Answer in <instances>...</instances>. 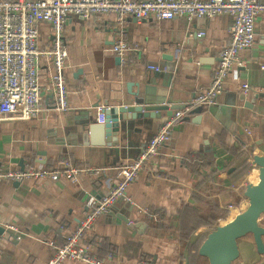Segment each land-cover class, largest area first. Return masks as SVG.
Segmentation results:
<instances>
[{
  "label": "crops",
  "instance_id": "crops-1",
  "mask_svg": "<svg viewBox=\"0 0 264 264\" xmlns=\"http://www.w3.org/2000/svg\"><path fill=\"white\" fill-rule=\"evenodd\" d=\"M231 21L227 14L191 20L127 17L118 26L113 15L89 20L75 14L67 17L62 28L68 55L67 108H54L51 62L42 55V107L37 116L0 117V170L35 164L53 167L64 159L76 167L105 170L82 174L75 181L1 180L0 264H46L54 247L76 229L89 208L88 200H98L116 183L113 167L122 158L135 157L159 127L156 121L142 119L118 147L94 145L82 127L88 112L95 119L96 107L104 100L109 106L129 104L137 90L152 101L163 94L165 104L186 105L210 84L219 53L229 42ZM38 28V47L44 51L51 45V27L41 22ZM199 30L204 31L202 36L196 33ZM255 35V43L240 52V64L224 81L216 100L218 110L209 113L208 107L199 105L200 114L189 112L188 120L174 125L153 160L156 177L140 172L127 188L128 200L116 201L84 234L82 241L95 258L108 264H202L203 260L208 264L198 254L209 232L205 222L219 220L221 211L245 197L240 190L244 191L246 178L252 182L257 170L243 177L242 163L253 167L252 156H264L260 95H264V13L256 17ZM120 37L133 48L121 56L111 49ZM198 115L199 120L193 121ZM134 223L143 225L132 227ZM260 225L264 228V216ZM250 238L238 241L237 264H264V253H257Z\"/></svg>",
  "mask_w": 264,
  "mask_h": 264
},
{
  "label": "built area",
  "instance_id": "built-area-1",
  "mask_svg": "<svg viewBox=\"0 0 264 264\" xmlns=\"http://www.w3.org/2000/svg\"><path fill=\"white\" fill-rule=\"evenodd\" d=\"M260 13H264V0H0V117L14 114L25 120L37 116L42 107L39 81V58L42 55L51 62L49 88L54 108H67L68 88L64 72L68 55L62 42V28L70 14L79 15L85 20L113 15L118 26L127 17L138 21L174 17L191 20L194 17L210 19L227 14L232 19L229 42L219 53L210 84L183 109L175 110L159 125L135 157L120 159L113 167L116 183L98 200H88L89 208L76 229L63 243L54 247L46 264H60L66 260L108 264L106 260L91 255L89 245L82 241L84 234L92 227L96 218L105 214L116 201L128 200L127 188L140 172L145 170L150 176L156 177L153 160L170 139L174 125L180 123L193 107L216 103L227 75L235 65L240 64V52L252 47L256 41L255 20ZM41 22H47L52 33L51 45L44 51L38 47V26ZM196 33L202 36L204 31ZM111 49L121 56L133 48L120 37ZM151 68L162 70L155 66ZM247 89L244 85L243 90ZM103 109V106L96 107L95 120L98 123L104 121ZM104 170L97 167H76L69 159H64L60 165L53 167L35 164L21 170L5 168L0 170V181H57L61 177L75 181L82 174H99ZM12 229L16 230L14 227Z\"/></svg>",
  "mask_w": 264,
  "mask_h": 264
},
{
  "label": "water",
  "instance_id": "water-1",
  "mask_svg": "<svg viewBox=\"0 0 264 264\" xmlns=\"http://www.w3.org/2000/svg\"><path fill=\"white\" fill-rule=\"evenodd\" d=\"M162 95L161 98L152 101L137 90L133 92V98L129 104L109 106L108 102L104 100L102 111L104 121L102 123L96 122L88 112L85 121L82 123L88 141L94 145L118 147L129 135V131L136 130L135 127L141 123L140 120L149 118L161 125L175 110L184 108L185 105L165 104ZM260 95L261 97L264 96L263 94ZM206 107H208L209 113L214 114L218 110L216 103ZM192 109L189 112L200 114L201 108L199 106ZM226 109L228 110V108ZM199 116L193 121L199 120ZM188 118L186 115L182 120L186 121ZM252 163L257 167L258 181L255 184L247 183L244 187L243 194L247 199L246 208L231 221L216 225L206 234L198 248V254L205 257L208 264H232L239 256L238 241L246 235L252 237L257 253H264V228L260 225V219L264 216V156L254 154ZM17 183L15 182V184ZM125 221L128 223L126 219ZM142 225V223H134L132 227Z\"/></svg>",
  "mask_w": 264,
  "mask_h": 264
},
{
  "label": "rangeland",
  "instance_id": "rangeland-1",
  "mask_svg": "<svg viewBox=\"0 0 264 264\" xmlns=\"http://www.w3.org/2000/svg\"><path fill=\"white\" fill-rule=\"evenodd\" d=\"M243 155L246 157V154L243 153ZM252 156V154H250ZM250 155H247V159H249V161H251V156ZM252 169H257L256 165H254L253 167H250L249 164H245V165H242V170H241V176H245L247 175ZM245 183H250L248 182V179L246 178L245 179ZM242 189L240 190V193H241V196H242ZM244 197V196H242ZM247 206V199L244 197V198H241V200H239L238 202L235 201L231 206L228 207V209L225 211L224 215L221 216V218L219 220L216 221V225H219V224H224L226 221H228V219H230V216H231V213L236 211V214L240 213L241 211H243ZM208 230V229H207ZM243 239L247 238V239H251L249 235H246L244 237H242ZM240 241V240H239ZM242 241V240H241ZM190 251H191V255L192 257H194L195 255V251H196V243H194L193 245H191L190 247ZM205 258V257H204ZM203 258V259H204ZM206 259V258H205ZM207 261V259H206ZM202 264H207V262H205V260H203V262L201 261ZM234 264H237V259L235 260V263Z\"/></svg>",
  "mask_w": 264,
  "mask_h": 264
},
{
  "label": "trees",
  "instance_id": "trees-1",
  "mask_svg": "<svg viewBox=\"0 0 264 264\" xmlns=\"http://www.w3.org/2000/svg\"><path fill=\"white\" fill-rule=\"evenodd\" d=\"M189 113V112H188ZM246 163V162H245ZM245 163H242L243 165H245ZM224 213H225V211H221V214L222 215H224ZM221 215V216H222ZM216 221L215 220H210V219H208L206 222H205V224H206V226H208L207 227V229L209 230V231H211L212 229H214V227L216 226ZM101 247H102V249H103V246H100V249H101ZM235 263V261L232 263V264H234Z\"/></svg>",
  "mask_w": 264,
  "mask_h": 264
},
{
  "label": "bare ground",
  "instance_id": "bare-ground-1",
  "mask_svg": "<svg viewBox=\"0 0 264 264\" xmlns=\"http://www.w3.org/2000/svg\"><path fill=\"white\" fill-rule=\"evenodd\" d=\"M257 170V169H256ZM257 181H258V170H257V173L254 175V177L252 178V182L251 183H253V184H255V183H257ZM237 214H236V211H234V212H232L231 213V216H230V219H228V221H231L235 216H236ZM228 221H226V222H228ZM225 222V223H226Z\"/></svg>",
  "mask_w": 264,
  "mask_h": 264
}]
</instances>
